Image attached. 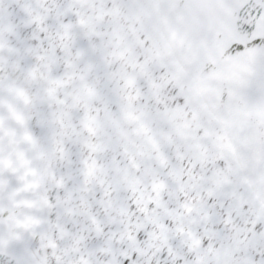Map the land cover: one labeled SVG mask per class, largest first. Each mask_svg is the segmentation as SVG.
Returning <instances> with one entry per match:
<instances>
[{"label": "snow or ice", "instance_id": "obj_1", "mask_svg": "<svg viewBox=\"0 0 264 264\" xmlns=\"http://www.w3.org/2000/svg\"><path fill=\"white\" fill-rule=\"evenodd\" d=\"M0 264H264V0H0Z\"/></svg>", "mask_w": 264, "mask_h": 264}]
</instances>
